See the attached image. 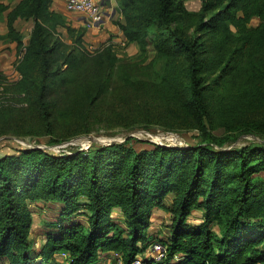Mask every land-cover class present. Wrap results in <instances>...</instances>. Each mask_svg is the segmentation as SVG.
<instances>
[{"label": "trees", "instance_id": "16d2710c", "mask_svg": "<svg viewBox=\"0 0 264 264\" xmlns=\"http://www.w3.org/2000/svg\"><path fill=\"white\" fill-rule=\"evenodd\" d=\"M186 1L116 0L115 23L126 43L140 47V67L130 66L129 73L113 42L99 50L102 65H94L85 45L87 25H73L52 8L53 0L14 5L0 0V18L7 24L0 40L16 42L19 84L34 94L46 121L54 108L50 93L81 75L89 73L94 98L118 78L143 80L132 73L146 74L159 65L165 73L173 65L182 80L164 73L160 80L183 85L182 100L199 131V141L185 147L153 143L137 149L129 144L137 139L131 136L60 153L38 146L0 153V264H116L137 256L144 264H264V140L225 148L230 137L210 130L208 99L213 84L229 81L244 50L264 47V0H201L198 10ZM18 19L33 22L26 42ZM60 31L70 44L59 38ZM210 34L231 45L212 82L203 70L212 53ZM246 125L245 131L264 139V118ZM169 195L172 202L166 205ZM34 202L59 208V219L49 221L38 248L30 237ZM160 208L170 213L169 234L156 239L148 229L152 212ZM114 209L121 215L114 216ZM197 209L203 220L190 223ZM156 242L165 246L161 259L153 257ZM61 253H66L62 259Z\"/></svg>", "mask_w": 264, "mask_h": 264}, {"label": "rangeland", "instance_id": "374dc122", "mask_svg": "<svg viewBox=\"0 0 264 264\" xmlns=\"http://www.w3.org/2000/svg\"><path fill=\"white\" fill-rule=\"evenodd\" d=\"M12 5L17 0H9ZM187 7L198 10L201 0H187ZM71 22L79 19V13L68 12ZM194 19V18H193ZM257 19L253 21L254 24ZM187 28L193 31L192 18ZM17 27L21 30L26 42L33 28L31 20L18 19ZM74 25V24H73ZM6 18H0V32H6ZM59 38L71 43L65 31L59 32ZM218 34H210L209 42L212 53L203 70L207 80L212 82L224 63L225 52L231 45L219 41ZM106 42H91L85 39V45L93 54L94 65H102L99 50ZM150 59L155 57L153 45L149 46ZM115 50L120 57L123 68L135 65L140 67V47L137 43H126L125 38L116 42ZM21 53L16 42L0 40V153L15 152L22 146H42L57 153L76 148L88 149L92 145L113 142H124L133 136L129 144L137 149L150 148L153 143L170 144L171 146H187L199 141L197 128L193 127L194 119L188 111L185 100H182L184 87L181 83L173 85L168 81L162 83L159 75L164 73L163 67L156 71H138L143 80L127 82L116 79L109 91L93 98L95 86L89 73L81 75L78 81L65 89L51 92L48 96L54 108L50 122L46 121L35 101L34 94L22 90L19 84L22 75L15 68ZM237 68H234L229 81L221 86L213 84L209 94L212 123L210 130L218 137L229 136L225 148L241 146L253 141L264 140L256 132L245 131L244 128L254 118H264V47H250L239 56ZM223 61V63H221ZM145 64V63H144ZM221 64V65H220ZM164 74L173 75L182 80L183 74L173 65ZM136 78V76H133ZM220 81V80H218ZM173 91H177L174 94ZM173 134V135H171ZM94 136L95 141L89 138ZM176 142V143H172ZM161 144V145H164ZM172 195L165 199L171 205ZM32 204V203H31ZM56 204L34 202L31 210L34 223L31 240L35 248L43 241V231L48 229L49 221L59 219ZM113 215H121L119 209ZM170 213L166 208L155 209L151 214V225L148 232L156 239L169 234ZM81 218V216H77ZM203 210L197 209L190 216L189 222L200 223ZM214 227H216L214 225ZM64 253L59 257L62 259ZM112 263V262H111Z\"/></svg>", "mask_w": 264, "mask_h": 264}, {"label": "crops", "instance_id": "0c3cea01", "mask_svg": "<svg viewBox=\"0 0 264 264\" xmlns=\"http://www.w3.org/2000/svg\"><path fill=\"white\" fill-rule=\"evenodd\" d=\"M5 2H11L9 0H2ZM17 0L15 4L18 2ZM103 5L105 6L108 15L106 16L105 20L101 22L97 26L88 27L87 33H86V40L93 41V42H113L116 44V42L122 40L124 38L122 30L119 28V26L115 23V19L120 17V13L117 9V2L116 0H102ZM12 4V3H11ZM14 5V4H13ZM52 8H54L57 11H61L64 14L67 15L68 19L71 20V18L68 15V12L64 0H53ZM72 13V12H70ZM79 19L73 20L72 23L75 26H80L86 24L85 19L79 15ZM18 21V20H17ZM146 255H152L149 252L146 253Z\"/></svg>", "mask_w": 264, "mask_h": 264}, {"label": "built area", "instance_id": "2783aa9c", "mask_svg": "<svg viewBox=\"0 0 264 264\" xmlns=\"http://www.w3.org/2000/svg\"><path fill=\"white\" fill-rule=\"evenodd\" d=\"M64 3L67 11L79 13L85 19L87 27L99 25L108 15L102 0H64ZM165 251V246L161 243L156 242L152 245L155 259H161L165 255ZM116 264H144V262L142 256H137L129 262H124L119 258Z\"/></svg>", "mask_w": 264, "mask_h": 264}, {"label": "water", "instance_id": "95a60500", "mask_svg": "<svg viewBox=\"0 0 264 264\" xmlns=\"http://www.w3.org/2000/svg\"><path fill=\"white\" fill-rule=\"evenodd\" d=\"M90 141H95V137L92 136L89 138ZM106 144H110V143H106ZM160 144H164V143H160ZM164 145H167V146H171L170 144H164ZM38 147H42V146H38ZM185 147V146H184Z\"/></svg>", "mask_w": 264, "mask_h": 264}]
</instances>
